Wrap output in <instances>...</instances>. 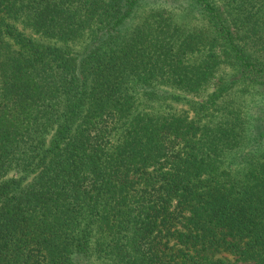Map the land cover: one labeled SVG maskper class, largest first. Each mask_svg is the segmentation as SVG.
Returning a JSON list of instances; mask_svg holds the SVG:
<instances>
[{"label": "trees", "instance_id": "16d2710c", "mask_svg": "<svg viewBox=\"0 0 264 264\" xmlns=\"http://www.w3.org/2000/svg\"><path fill=\"white\" fill-rule=\"evenodd\" d=\"M153 1L0 0V264H264V0Z\"/></svg>", "mask_w": 264, "mask_h": 264}, {"label": "rangeland", "instance_id": "374dc122", "mask_svg": "<svg viewBox=\"0 0 264 264\" xmlns=\"http://www.w3.org/2000/svg\"><path fill=\"white\" fill-rule=\"evenodd\" d=\"M161 3L167 4V2H165L163 0H155L153 2H147V3L143 4L141 7V10L143 11L144 9L149 8L150 6H155V5H158ZM260 98H261L260 94H258L257 97L255 96L254 100L251 101V103H250L251 105L248 106V109H251L252 111H257L261 107L260 105L262 103H264V99L260 100ZM171 106H173V108L177 111H181V110L186 109L188 107V105L185 103V101H180V102L174 101L173 105H171Z\"/></svg>", "mask_w": 264, "mask_h": 264}]
</instances>
